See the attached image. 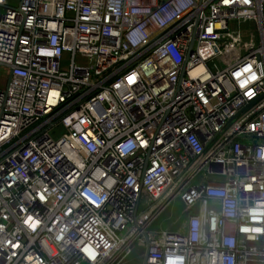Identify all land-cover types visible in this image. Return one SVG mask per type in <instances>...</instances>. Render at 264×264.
Listing matches in <instances>:
<instances>
[{
    "label": "built area",
    "instance_id": "1",
    "mask_svg": "<svg viewBox=\"0 0 264 264\" xmlns=\"http://www.w3.org/2000/svg\"><path fill=\"white\" fill-rule=\"evenodd\" d=\"M11 1L0 264H264V0Z\"/></svg>",
    "mask_w": 264,
    "mask_h": 264
},
{
    "label": "rangeland",
    "instance_id": "2",
    "mask_svg": "<svg viewBox=\"0 0 264 264\" xmlns=\"http://www.w3.org/2000/svg\"><path fill=\"white\" fill-rule=\"evenodd\" d=\"M11 5L16 4V0L10 2ZM251 24H243L240 27L232 26V29H237L240 31L243 44L254 42L257 44V39L253 37L254 33L250 29ZM217 63V62H216ZM218 64V63H217ZM9 72L6 68L0 66V90L6 88L7 81H8ZM59 130V129H58ZM54 138L56 137V133L53 134ZM202 179L201 175L196 179V182ZM216 181L220 182L223 181L221 177H215ZM184 205L179 199H176L170 206L167 207L164 214L160 215L155 221L150 224L148 229L149 232L157 233L162 230H169L175 232L177 230L178 224L185 220L183 213ZM184 216V217H183ZM184 232V231H182ZM143 249H141L142 251ZM140 248L138 246H134L132 248V254L126 259V261L122 264H136L140 262Z\"/></svg>",
    "mask_w": 264,
    "mask_h": 264
},
{
    "label": "water",
    "instance_id": "3",
    "mask_svg": "<svg viewBox=\"0 0 264 264\" xmlns=\"http://www.w3.org/2000/svg\"><path fill=\"white\" fill-rule=\"evenodd\" d=\"M192 42H193V39H192V41H191V44H192ZM190 47H191V45H190ZM249 106H251V104H250ZM249 106H248V107H249ZM248 107H247V108H248ZM145 241H146V247L148 248V242H147L146 236H145Z\"/></svg>",
    "mask_w": 264,
    "mask_h": 264
},
{
    "label": "crops",
    "instance_id": "4",
    "mask_svg": "<svg viewBox=\"0 0 264 264\" xmlns=\"http://www.w3.org/2000/svg\"><path fill=\"white\" fill-rule=\"evenodd\" d=\"M164 212H165V211H164ZM164 212H163L162 214H164ZM162 214H161V215H162ZM184 216H186V215H184ZM184 216H183V217H184ZM185 218H186V217H185Z\"/></svg>",
    "mask_w": 264,
    "mask_h": 264
},
{
    "label": "snow or ice",
    "instance_id": "5",
    "mask_svg": "<svg viewBox=\"0 0 264 264\" xmlns=\"http://www.w3.org/2000/svg\"><path fill=\"white\" fill-rule=\"evenodd\" d=\"M245 2L247 3V0H245ZM249 94H251V93H249Z\"/></svg>",
    "mask_w": 264,
    "mask_h": 264
}]
</instances>
